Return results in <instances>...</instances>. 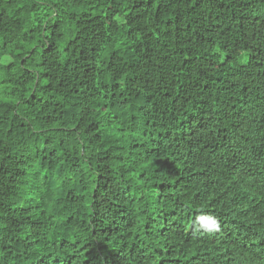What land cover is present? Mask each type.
I'll list each match as a JSON object with an SVG mask.
<instances>
[{"label":"trees","instance_id":"1","mask_svg":"<svg viewBox=\"0 0 264 264\" xmlns=\"http://www.w3.org/2000/svg\"><path fill=\"white\" fill-rule=\"evenodd\" d=\"M0 264H264V0H0Z\"/></svg>","mask_w":264,"mask_h":264},{"label":"clouds","instance_id":"2","mask_svg":"<svg viewBox=\"0 0 264 264\" xmlns=\"http://www.w3.org/2000/svg\"><path fill=\"white\" fill-rule=\"evenodd\" d=\"M198 228L205 232H217L220 230V223L215 216L201 215L197 217Z\"/></svg>","mask_w":264,"mask_h":264},{"label":"bare ground","instance_id":"3","mask_svg":"<svg viewBox=\"0 0 264 264\" xmlns=\"http://www.w3.org/2000/svg\"><path fill=\"white\" fill-rule=\"evenodd\" d=\"M255 175V174H254ZM231 203V202H230ZM93 237V236H92ZM95 238V237H94Z\"/></svg>","mask_w":264,"mask_h":264}]
</instances>
